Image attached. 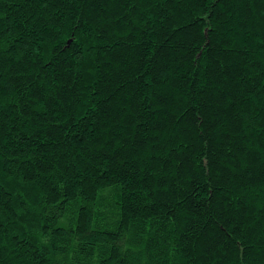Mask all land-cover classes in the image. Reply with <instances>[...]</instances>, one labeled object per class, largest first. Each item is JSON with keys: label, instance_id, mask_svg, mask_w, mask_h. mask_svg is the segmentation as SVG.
I'll return each instance as SVG.
<instances>
[{"label": "trees", "instance_id": "trees-1", "mask_svg": "<svg viewBox=\"0 0 264 264\" xmlns=\"http://www.w3.org/2000/svg\"><path fill=\"white\" fill-rule=\"evenodd\" d=\"M0 264H264V0H0Z\"/></svg>", "mask_w": 264, "mask_h": 264}]
</instances>
